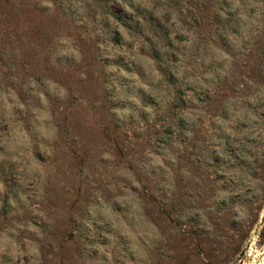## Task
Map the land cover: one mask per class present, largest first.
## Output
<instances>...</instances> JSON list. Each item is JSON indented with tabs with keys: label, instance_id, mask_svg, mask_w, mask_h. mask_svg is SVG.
I'll use <instances>...</instances> for the list:
<instances>
[{
	"label": "rangeland",
	"instance_id": "1",
	"mask_svg": "<svg viewBox=\"0 0 264 264\" xmlns=\"http://www.w3.org/2000/svg\"><path fill=\"white\" fill-rule=\"evenodd\" d=\"M235 6L0 0V264H264V19L224 52Z\"/></svg>",
	"mask_w": 264,
	"mask_h": 264
},
{
	"label": "trees",
	"instance_id": "2",
	"mask_svg": "<svg viewBox=\"0 0 264 264\" xmlns=\"http://www.w3.org/2000/svg\"><path fill=\"white\" fill-rule=\"evenodd\" d=\"M224 4L228 6L227 2L226 3L224 2ZM241 4H244V10H242ZM231 10H233V12H231ZM224 12L225 14L223 17V22L226 24L228 28V34L224 33L222 36H220L217 32L216 33H217L218 41L220 42L222 49L225 52L231 49V46L233 45V41L242 42L245 39L244 38L245 24L252 23L253 25L252 30H256L255 27L257 26V24L260 23V21L262 23L264 19V0H246L243 3L240 0V6H235L234 8L228 7L226 10H224ZM219 15H222L221 12L217 13V18L219 17ZM240 15L243 16L242 19L244 20L241 24H239L238 27L239 31H237V29L233 26V22L234 19L239 18ZM254 33L253 36L255 37L256 33L255 34ZM241 45L242 43L238 44L239 47ZM260 90L258 89L254 91V97H253L254 99L260 97ZM257 105H259V103L256 100H254L253 106L257 107Z\"/></svg>",
	"mask_w": 264,
	"mask_h": 264
}]
</instances>
